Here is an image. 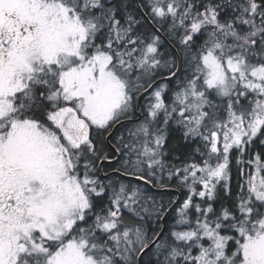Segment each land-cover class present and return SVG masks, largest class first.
Here are the masks:
<instances>
[{
    "label": "snow or ice",
    "instance_id": "1",
    "mask_svg": "<svg viewBox=\"0 0 264 264\" xmlns=\"http://www.w3.org/2000/svg\"><path fill=\"white\" fill-rule=\"evenodd\" d=\"M173 123L200 163L165 164ZM261 137L264 0H0V264H264L260 153L213 206ZM173 179L169 227L175 201L140 185Z\"/></svg>",
    "mask_w": 264,
    "mask_h": 264
},
{
    "label": "flooded vegetation",
    "instance_id": "2",
    "mask_svg": "<svg viewBox=\"0 0 264 264\" xmlns=\"http://www.w3.org/2000/svg\"><path fill=\"white\" fill-rule=\"evenodd\" d=\"M157 27H159V25H157ZM160 30H161V32H159V34L163 38H165V35L162 31V28H160ZM143 100H145V99L141 98L139 101V104L142 106H143V104H142ZM140 114H141L140 119H142L144 117V114L141 110H140ZM138 116H139V111L137 110L136 112H133L128 118L133 119V118H137ZM218 116L223 120L227 119V112H226L225 107H220L218 109ZM140 119L129 120V121H125V122L120 123L116 127V129L112 132L113 139L111 140V143H115V137L116 136H120V135L124 136L125 135V134H123V130H125L126 128L121 129L120 126H122L123 124H128V123H130L132 125L136 122H139ZM127 129H128V127H127ZM166 135H167V140H166L165 146L163 148V152L165 153V156H164L165 164L172 165L174 167H180L181 165L187 164L190 162L200 163L201 158L198 155L196 150L199 149L200 151H203L204 149H203V147L199 148L197 145V142L193 143V142H191V140L187 141L192 148V152H191L190 156L184 157V158L189 157L188 160H185V159H181L180 155L174 156V155L170 154L168 147H169L170 142H171V140H170L171 139V131L168 130ZM261 139H264V137H261ZM184 141H186V140H184ZM256 153H260L262 155V157H264V146H262L260 144L259 140H256L254 142V144L249 148L248 152L243 157H241V159L243 161V163H241V164H237V161L236 162L233 161L234 156H236V160H237L238 153L235 150H233L230 153V155H229V175H230L229 185L231 188V195L225 196L221 190L222 185L218 186V191H220L221 198L218 199L214 203L213 206L215 209L219 210L222 205L224 207H228V208H232L234 206V204L236 203V197L241 192V185H243L245 183V180L247 178V174L251 170L249 168L247 161L249 159H251ZM185 154H186V152H185ZM115 167H117V165H115V164H113L111 166V168H115ZM111 168H107L106 172H110ZM105 169H106V167H105ZM101 175H103V174H101ZM120 177H124V176H120ZM166 185H167V187H173L174 188V190H170V191H166V192H170V194H172L174 201L177 200L176 204L174 205V207H175L174 209L177 210V209H179V207L183 203V200L187 196V189L184 188L183 186L179 185L177 183L176 179H173L171 182L166 181ZM144 186L147 187V191L151 190V191L157 192V193L164 192V191L158 190L160 188L159 186H155V185H144ZM217 203H220V204L222 203L219 206L220 208L217 206ZM176 210H175V216H176ZM124 214H125V212H124ZM175 216H174V218H175Z\"/></svg>",
    "mask_w": 264,
    "mask_h": 264
},
{
    "label": "trees",
    "instance_id": "3",
    "mask_svg": "<svg viewBox=\"0 0 264 264\" xmlns=\"http://www.w3.org/2000/svg\"><path fill=\"white\" fill-rule=\"evenodd\" d=\"M202 2L205 3V4H207L209 2V0H202ZM162 31L164 33V29L163 28H162ZM161 38L163 40H165L164 47L161 49V51H165L168 48V42H167L166 38H163L162 36H161ZM172 83L174 84L175 81H173ZM146 102H147L146 100H143V103L142 104L145 105ZM124 125H126V124H123L122 126H124ZM122 126H120V128ZM123 131H125V130H123ZM169 131H171V139H170L171 142H170V145L168 147L169 148V151H170V154L171 155H174V156L180 155L181 159L188 160L189 157L188 158L187 157L184 158L185 156H190L191 155V152H192V148L189 145V143L187 142L188 140L187 141H184L185 139H184V137L182 135V131L174 123L171 124ZM196 142H197L198 147L199 148H202L201 142L200 141H196ZM105 150L106 151H109V152L111 151L108 148H106ZM185 152H186V154H185ZM233 161L234 162L237 161L236 160V156H234ZM107 168H109V167L106 166V169L105 170H107ZM100 179L103 180V181H105V182H107L108 179H110L112 181H116L117 179H119L122 182H125V183L128 182V178L120 177V176L117 177L116 175H111V176H109L108 179H105L104 175L103 176L100 175ZM133 183H136V182L133 181ZM140 187H145V186L143 184H141ZM145 195L153 196V197H155L157 199V201H159L162 198L164 200L165 204H168V202L170 200L174 201L173 200V197H172V194H170V192H166V191L157 193V192H153L151 190H148L145 193ZM106 205H107V198L105 197L103 199V201L98 204V207H104ZM174 208L175 207H173L170 210V212H169V214L167 216V219H166V225L169 226V227L174 222V216H175L174 214H175V210H176ZM124 217H125V221L126 222H130L129 221V215H128V212L127 211H125Z\"/></svg>",
    "mask_w": 264,
    "mask_h": 264
},
{
    "label": "rangeland",
    "instance_id": "4",
    "mask_svg": "<svg viewBox=\"0 0 264 264\" xmlns=\"http://www.w3.org/2000/svg\"><path fill=\"white\" fill-rule=\"evenodd\" d=\"M165 83H167V81H165ZM143 118H144V117H143ZM143 118L140 119L139 122H136V123H134V124H132V125H131L130 123H128V124H126V125H124V126L121 127L122 129L126 128L125 131H123V134H125L124 137H125V142H126V143L128 142V140L131 139V137H129V135H128L129 131H130V130H131V131H135L136 127H137L140 123L143 122ZM127 127H128V129H127ZM104 171H106V170H104ZM101 176H103V175H101ZM104 183H108V181H107V182L104 181ZM221 204H222V203H221ZM221 204H220V203H217V206L219 207ZM219 208H220V207H219ZM128 215H129V213H128ZM174 215H175V214H174Z\"/></svg>",
    "mask_w": 264,
    "mask_h": 264
},
{
    "label": "water",
    "instance_id": "5",
    "mask_svg": "<svg viewBox=\"0 0 264 264\" xmlns=\"http://www.w3.org/2000/svg\"><path fill=\"white\" fill-rule=\"evenodd\" d=\"M159 32H161V30H160ZM165 38H166V37H165ZM166 40H167V38H166ZM138 111H139V116H138L137 118H133V119H132V118H126V119L122 120L120 123L125 122V121H129V120H137V119H140V117H141L140 110H138ZM120 123H118V124L112 129V132L116 129V127H117ZM102 174H103V173H102ZM158 190H161V191H170V190H174V188H173V187H166V188H159ZM176 202H177V200H176L174 203L171 204V206H170V210L174 207V205L176 204ZM170 210L168 211L167 216H168ZM163 223L166 224V220L163 221Z\"/></svg>",
    "mask_w": 264,
    "mask_h": 264
}]
</instances>
